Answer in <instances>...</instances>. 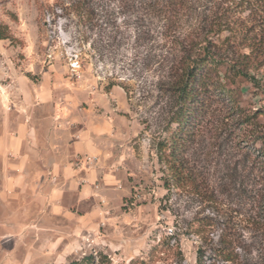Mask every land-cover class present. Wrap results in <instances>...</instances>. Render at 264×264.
<instances>
[{
    "label": "rangeland",
    "instance_id": "1",
    "mask_svg": "<svg viewBox=\"0 0 264 264\" xmlns=\"http://www.w3.org/2000/svg\"><path fill=\"white\" fill-rule=\"evenodd\" d=\"M75 1L0 0V136L37 99L59 132L99 137L106 163L84 160L113 183L89 182L87 202L63 203L74 219L57 217L52 186H11L16 157L0 153V264H264V60L206 92L184 150L193 183L165 187L156 155L178 44L216 12L215 50L232 57L264 32V4L188 0L177 20L169 0H92L83 18Z\"/></svg>",
    "mask_w": 264,
    "mask_h": 264
},
{
    "label": "trees",
    "instance_id": "2",
    "mask_svg": "<svg viewBox=\"0 0 264 264\" xmlns=\"http://www.w3.org/2000/svg\"><path fill=\"white\" fill-rule=\"evenodd\" d=\"M91 1L76 0L74 2V12L78 17L83 18L89 15ZM232 1L234 4L236 0ZM237 1V5L244 10L264 4V0ZM188 9V0H169L166 4V13L174 12V17L176 16L177 20L180 19L178 14L184 15L183 11ZM171 15L170 17L168 15L167 19H170ZM226 18L215 12L212 20L205 21L207 26L201 29L197 40L191 38L188 42L178 44V55L172 66L175 106L165 128L167 135L156 143L158 161L165 165L168 174L164 181V186L167 188L193 183L192 173L185 165L184 150L193 134L199 115L205 109L206 92L211 88L223 90L222 88L225 86L222 80L227 76L226 72H233L237 76H249V68H256L257 64L264 60V32L262 29H260L258 37L255 35L250 43L238 47L234 56L222 57L219 55L215 50L216 43L214 41L215 37L224 30ZM3 37L0 30V38ZM243 46L248 47L247 52L242 51ZM255 60H257L256 63H254ZM223 65L226 66V71H222L221 66ZM227 91L230 90L227 89ZM218 253L226 260L230 259L224 249L219 248ZM86 259L91 260L92 256L89 255ZM68 264H78V262L72 261Z\"/></svg>",
    "mask_w": 264,
    "mask_h": 264
},
{
    "label": "crops",
    "instance_id": "3",
    "mask_svg": "<svg viewBox=\"0 0 264 264\" xmlns=\"http://www.w3.org/2000/svg\"><path fill=\"white\" fill-rule=\"evenodd\" d=\"M23 107L24 114L17 121L8 123L6 129L9 132L0 136V153L4 159L10 155L8 164L12 157H16L18 164L19 176L14 179L8 175V182L26 190L29 186L35 190L44 185L52 186L47 195L53 202L54 214L74 219V214L64 206V202H87L93 192L89 182L98 181L101 189L113 183L112 176L102 168H95L106 163L107 152L100 146L99 137L84 131L68 135L59 132L58 122L37 113L40 107L37 99L23 104ZM85 156L96 158L90 161L97 164L93 169H88Z\"/></svg>",
    "mask_w": 264,
    "mask_h": 264
},
{
    "label": "built area",
    "instance_id": "4",
    "mask_svg": "<svg viewBox=\"0 0 264 264\" xmlns=\"http://www.w3.org/2000/svg\"><path fill=\"white\" fill-rule=\"evenodd\" d=\"M96 158L95 157H87V160L88 161H93V160H95Z\"/></svg>",
    "mask_w": 264,
    "mask_h": 264
}]
</instances>
